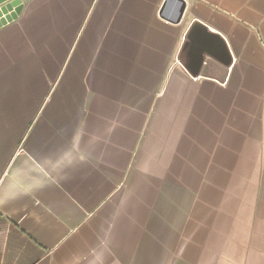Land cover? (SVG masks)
Segmentation results:
<instances>
[{
    "label": "crops",
    "instance_id": "obj_1",
    "mask_svg": "<svg viewBox=\"0 0 264 264\" xmlns=\"http://www.w3.org/2000/svg\"><path fill=\"white\" fill-rule=\"evenodd\" d=\"M23 2L0 264H264V0Z\"/></svg>",
    "mask_w": 264,
    "mask_h": 264
},
{
    "label": "water",
    "instance_id": "obj_2",
    "mask_svg": "<svg viewBox=\"0 0 264 264\" xmlns=\"http://www.w3.org/2000/svg\"><path fill=\"white\" fill-rule=\"evenodd\" d=\"M169 1H176L177 3L180 4L178 17H177V20H179V18L182 15L183 8H184L183 0H165V3L163 4V6H165L166 3ZM23 5H24L23 0H0V27L2 25H5L8 22H11L12 20H15L19 16V14L21 13ZM197 29H201L202 31L207 32V28L204 25L195 21L191 26V29H190V32H189L187 38H190L191 35L194 33V31ZM213 36L216 37L217 39H219V41L221 43V52L218 53L217 55H216V53H212V54H209V56L211 58L216 59L220 63L228 66L231 62V57L229 55V51H228V48L226 46V43L220 35L213 34ZM202 61H203V58H200V60L197 61V62H199L198 65L193 64L192 66H190V73L191 74L197 75L199 67L202 64Z\"/></svg>",
    "mask_w": 264,
    "mask_h": 264
}]
</instances>
